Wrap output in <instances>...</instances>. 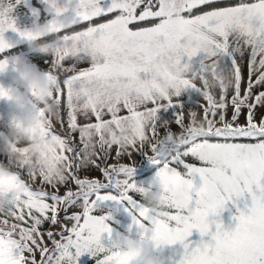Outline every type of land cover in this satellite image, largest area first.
Returning a JSON list of instances; mask_svg holds the SVG:
<instances>
[{
	"label": "snow or ice",
	"instance_id": "6c2138e0",
	"mask_svg": "<svg viewBox=\"0 0 264 264\" xmlns=\"http://www.w3.org/2000/svg\"><path fill=\"white\" fill-rule=\"evenodd\" d=\"M43 2L47 6L49 0ZM61 5L70 17L63 23L51 19L59 39L47 46L57 53L61 72L70 74L48 76L51 107L38 111L42 150L33 154L24 146L17 149L24 157L15 169L21 194L11 198L0 193L5 201L0 211V264H79L85 255L93 264H125L118 251L119 231L111 226L121 211L130 218L126 232L145 245L148 254L153 253V240L182 246L183 253L172 264H264V114L255 119V109L264 107V90L253 92L264 86V0H65ZM12 12L11 3L0 6V73L15 71L4 55L12 47L4 34L11 30L22 40L27 35L17 28ZM111 13L116 16L107 22L91 23ZM84 22L85 29L77 30ZM245 49L248 75L242 94L239 60ZM69 58L90 66H66ZM56 62L52 59L51 65ZM5 89L0 85V100ZM188 90L206 101L197 111H187L178 101ZM65 108L66 125L61 115ZM244 108L245 124L240 125ZM167 109H175L173 122L181 130L185 117L193 115L202 117L204 130L190 131L180 145L166 147L158 137L160 128L164 136L171 132L167 123H160V113ZM78 116L87 122L80 124ZM54 118L64 128L63 136L53 127ZM113 146L117 157L136 150L158 169L152 185L176 214L165 212L161 223L134 198L132 193L143 199L147 194L145 185L134 180L135 165L100 167L97 160H106ZM185 157L196 158L202 166L186 163ZM0 163L11 166L9 158ZM89 165L100 169L103 182L80 178L79 171ZM169 173L177 174L171 183L183 187H170ZM196 177L202 181L199 187L193 182ZM61 186L66 189L63 195ZM245 193L252 205L247 213L238 210L234 230L225 231L221 223L209 220ZM74 206L82 211L68 215ZM60 211L74 223L62 229L59 240L47 231L53 245L49 248L40 226L45 221L56 225ZM193 230L210 236L211 242L193 246Z\"/></svg>",
	"mask_w": 264,
	"mask_h": 264
},
{
	"label": "crops",
	"instance_id": "0c3cea01",
	"mask_svg": "<svg viewBox=\"0 0 264 264\" xmlns=\"http://www.w3.org/2000/svg\"><path fill=\"white\" fill-rule=\"evenodd\" d=\"M220 1H234V0H219V2ZM33 2H37L40 10L34 7ZM59 2L61 4H64L65 0H59ZM7 3H11L13 6V12L11 15H12V18L15 20L17 28L19 29V31L27 30L32 26L33 23L39 22L40 11H42L44 13V15L47 16V18L45 20H43V22L41 24H48L52 19V17L48 14L47 6L43 2V0H21V3L18 5L16 4V0H0V6H3ZM111 14H116V13H111ZM111 14H109V15H111ZM98 18H101V17H98ZM95 19H97V18H95ZM95 19H93V20H95ZM84 23H86V22H84ZM4 36H5L6 41L12 45L11 49L26 45L25 40H22L17 32H13V31L9 30L4 34ZM248 51H249L248 49H245L244 57L239 60L241 66H242V69H243V78H242V82H241V93L242 94L245 91L246 84H247ZM14 56L25 57L30 63L39 66V68L42 70H47L50 67L52 59H53L51 56H45V55H40V54L31 53L29 51H25V52H21V53H18L16 55H12V56L8 57L10 64H11V60ZM68 64L69 65L76 64L78 68H87L90 66L89 63H87V62H83V61L77 62L73 58H69L65 61V65L67 66ZM223 66L227 67L226 61L224 62ZM58 73L61 76L70 74V73H63V72H58ZM15 76H16V73L14 71H12L11 68H9V70L5 73H0V85H3L5 88L18 87V85H16V83H15ZM261 90H264V86H256L253 89V92L258 93ZM232 95H233V90L229 89L228 96L231 97ZM178 101L185 105L187 111H197L199 109L200 104L201 105L206 104V101H204L194 91H191V90H188V91H185L184 93H182V95L178 98ZM149 107H151V105H149ZM42 108L45 109L44 105H40L39 107L34 106L35 113L38 114V111ZM232 111H233L232 107L229 106L227 108V118L228 119L231 118ZM247 111H248L247 108H244L242 110V114L239 117V120L237 121L238 124H240V125L245 124V115H246ZM66 112H67V109H65V112L63 115L61 113V115L65 117V125L67 122L66 121ZM174 113H175V109L163 110L160 113V123H167L168 126L171 127L172 132H176V129L177 130L180 129L173 122L174 121ZM122 114H126V113H122ZM262 114H264V107H257L255 109V119L257 121H259ZM13 118L14 119L17 118L16 114L8 107L6 102H4L3 100H0V150L4 149L8 143L7 138L5 136V133L8 131V126H9V124ZM201 118H202L201 116L193 115V116H190L188 119L186 116L185 117V123H187V124L184 125L182 130L180 129V131H182L183 135H187L186 131H196V132L203 131L205 127L204 128L198 127V125L200 123L204 124V122L201 120ZM187 120H188V122H187ZM78 122L80 124H84L87 121L85 120V118L83 116H78ZM93 122H94V118H93ZM42 127H43V125L41 124L40 129ZM53 127L61 136L64 135V128L61 126V124L55 118L53 119ZM40 129H39V134H40ZM162 129L163 128H160V135L158 137L159 139L162 138L165 134V133H163ZM179 133H181V132H179ZM28 134L30 136H36L37 132H36V130H29ZM74 135L77 136V140H76V143L74 146H78L79 145L78 134H74ZM21 146L27 147L25 145V142H21L16 147L17 152H18L17 149ZM27 148L31 152L30 148L29 147H27ZM41 150H42V145H41L40 151ZM116 151H117L116 146H113V148L110 150V155L106 160H104V159L97 160V163L100 165V167H104L106 165H113L114 164L113 161H114V159H116ZM121 157L128 160L131 156L123 155ZM7 159H8V157L2 151H0V161H3L6 163ZM184 159H185L186 163L194 164L196 166H202L201 162L198 161L196 158L185 157ZM128 163H130V162H128ZM171 166L177 167V170L181 171L182 173L185 171L182 166H177L175 164H173ZM9 167H11V166H9ZM154 167L155 166L152 167L151 172H149L145 176L143 175L142 178L141 177L140 178L139 177L134 178L135 182L138 185H141V184L147 185L149 183H153L156 180V174L158 171V169L156 167L155 168ZM14 172H15V169H14ZM78 175L80 176V178H93V179H98V180H100V177H103L100 169L95 167V166H92V165H89L88 167L81 169L79 171ZM15 178L18 180L16 172H15ZM25 179H27L26 176H25ZM193 182H194L196 187H199L202 184V181L199 179V177H196ZM38 185H39V181L34 183L33 187L35 188ZM68 187L75 189V185L72 183H69ZM46 190L52 191V189L50 187H47ZM65 190H66L65 187L61 186L59 188V194L63 195ZM254 191H255V188H254ZM132 195L138 201L145 203L144 199L139 194L132 193ZM0 201H2V200H0ZM3 202L5 204V201H3ZM251 205H252L251 195L248 193H245L243 197L234 198V200L232 202L228 203L225 206V210L223 212H221L219 216L209 217V220L210 221L215 220V221L221 223L223 230H225V231L234 230L237 223H238V221H236L234 219V217H236L239 214V212L247 213V211L251 208ZM238 210H239V212H238ZM80 211H82V209H80ZM164 211L169 212L170 214H176L177 209L170 208V207L166 206ZM94 214H99V213H94ZM113 219L115 222L112 223L111 226L116 231H119L118 241H120V239H121L120 234L121 233L130 234V233L126 232L127 226L130 223V218L125 213H123L121 211L119 213H116L114 215ZM163 222L164 221H161V223H163ZM214 227L215 226L213 225V230H214ZM52 228H53V225L50 222L45 221L40 226V231L46 235L47 231L53 230ZM189 240L194 245H198V244H200L201 241H203L204 243L211 242V237L210 236L201 237L197 230H193V234L191 237H189ZM179 245L180 244L162 246L159 253L156 254L157 260L161 261L162 264H172V262L174 260H179ZM79 264H93V262L87 255H85L84 257L80 258Z\"/></svg>",
	"mask_w": 264,
	"mask_h": 264
},
{
	"label": "clouds",
	"instance_id": "9594fccd",
	"mask_svg": "<svg viewBox=\"0 0 264 264\" xmlns=\"http://www.w3.org/2000/svg\"><path fill=\"white\" fill-rule=\"evenodd\" d=\"M48 14L52 19L58 23H63L70 17L68 8L61 5L58 0H49L47 5ZM48 38L51 41L59 39V34L48 24H41L35 22L27 29L25 37L26 46L29 52L51 56L56 59L55 65H50L47 70H42L39 66L30 63L25 57L14 56L11 60V65L15 69V83L18 87L11 88V91L5 89L3 101L6 102L8 107L16 114V122H10L8 131L5 133L7 138V145L2 151L8 158L11 167L4 163H0V193L5 194L7 197L15 198L22 192L19 181L15 178L14 169L20 167L24 163V157L16 151L17 145L25 142V145L30 148L33 154L41 149L43 138L39 134L41 121L38 114L34 111V106L39 107L44 105L45 110L50 109L52 101V88L48 80L49 74L61 72L57 53L54 49L49 48ZM79 43V42H73ZM199 128H204L205 125L200 123ZM29 130H36V136H30ZM183 133L170 132L168 135L160 138L165 141L166 147L173 145H180V140ZM177 174L169 173L170 187L180 188L182 184H173L171 181L176 179ZM144 207L157 214L159 221H164V211L167 206V201L163 198L162 194L158 192L152 183L145 185ZM4 208V202L0 201V211ZM2 228V227H0ZM120 241L118 244V251L120 258L125 264H157L156 249L162 247L157 241H151L153 253L148 254L143 245L138 239L131 234H120Z\"/></svg>",
	"mask_w": 264,
	"mask_h": 264
},
{
	"label": "rangeland",
	"instance_id": "374dc122",
	"mask_svg": "<svg viewBox=\"0 0 264 264\" xmlns=\"http://www.w3.org/2000/svg\"><path fill=\"white\" fill-rule=\"evenodd\" d=\"M176 129V128H175ZM163 130V133H165V130L164 128L162 129ZM169 130L172 132L171 130V127H169ZM179 132H182L179 130L176 129V133H179ZM187 134L188 132L190 131H186ZM186 135H183L181 140H180V143H182V141L184 140ZM132 151V154L130 155L131 159L129 158L128 160L124 159L123 157H117L116 156V159H114L113 163L114 164H124V165H135L136 166V171H135V176L134 178H142L143 175L145 176L146 174H148L149 172L152 171V167L153 165L149 162V160L142 156L140 154V152L136 151V150H131ZM149 156L152 155L151 151H148L147 153ZM130 163H128V162ZM110 162V161H109ZM110 164V163H109ZM155 168V167H154ZM100 181H104V177H100ZM80 207L79 206H74V207H71L68 209V215H71L73 213H79L81 212L80 211ZM65 215L66 213L64 211H60L59 212V216H58V223L56 225H53V230L52 232L57 234L56 235V239L59 240L60 239V236H59V233L62 231L63 228H71L74 221L70 220V219H65ZM1 227H3V225H0ZM14 231V230H13ZM65 235H67V232H65ZM190 241V240H189ZM44 243L49 247L51 248L53 245L51 243V241L48 239L47 235H44ZM193 246H196L192 243ZM183 253V248L181 245H179V258L181 256V254ZM36 259L37 261L40 260V253L39 251L36 252Z\"/></svg>",
	"mask_w": 264,
	"mask_h": 264
},
{
	"label": "trees",
	"instance_id": "16d2710c",
	"mask_svg": "<svg viewBox=\"0 0 264 264\" xmlns=\"http://www.w3.org/2000/svg\"><path fill=\"white\" fill-rule=\"evenodd\" d=\"M238 0H234V1H220L219 3L221 4H235L237 3ZM249 2H255V0H249ZM33 5L35 8L39 9V6L37 4V2H33ZM116 16V14H111V15H107V16H104V17H101V18H97L95 20H92L91 23L93 25H96V24H99V23H103V22H107L109 19L111 18H114ZM47 18L46 15H44V13L42 11H40V18H39V22L42 23L43 20H45ZM88 22L86 23H83L79 26H77V30H84L85 27L87 26ZM44 42H48V43H51V38H48L46 41ZM25 51H28L27 49V46L24 45V46H21V47H17V48H14V49H11L9 51H7L4 55L8 57L12 56V55H16L18 53H21V52H25ZM66 109V108H65ZM65 109L62 111V115L64 114L65 112ZM147 175V174H146Z\"/></svg>",
	"mask_w": 264,
	"mask_h": 264
}]
</instances>
